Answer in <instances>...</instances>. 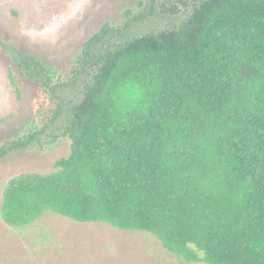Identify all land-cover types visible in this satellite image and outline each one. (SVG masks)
<instances>
[{"label": "trees", "instance_id": "obj_1", "mask_svg": "<svg viewBox=\"0 0 264 264\" xmlns=\"http://www.w3.org/2000/svg\"><path fill=\"white\" fill-rule=\"evenodd\" d=\"M12 52L54 106L0 158L70 150L7 181L6 225L52 212L148 232L188 262L264 264V0H146L83 42L67 81Z\"/></svg>", "mask_w": 264, "mask_h": 264}, {"label": "rangeland", "instance_id": "obj_2", "mask_svg": "<svg viewBox=\"0 0 264 264\" xmlns=\"http://www.w3.org/2000/svg\"><path fill=\"white\" fill-rule=\"evenodd\" d=\"M145 4L146 0H0V146L38 127L54 106L48 89L20 74L13 48L36 54L53 71V82L67 81L91 34L104 23H123ZM69 150V138L62 137L1 156L0 201L10 178L49 173L55 160ZM0 264L205 263L186 261L148 232L77 222L46 212L25 227L8 226L0 217Z\"/></svg>", "mask_w": 264, "mask_h": 264}]
</instances>
